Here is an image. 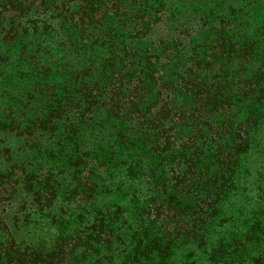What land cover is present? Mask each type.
<instances>
[{
    "label": "trees",
    "instance_id": "obj_1",
    "mask_svg": "<svg viewBox=\"0 0 264 264\" xmlns=\"http://www.w3.org/2000/svg\"><path fill=\"white\" fill-rule=\"evenodd\" d=\"M256 1L0 0V264H264Z\"/></svg>",
    "mask_w": 264,
    "mask_h": 264
},
{
    "label": "rangeland",
    "instance_id": "obj_2",
    "mask_svg": "<svg viewBox=\"0 0 264 264\" xmlns=\"http://www.w3.org/2000/svg\"><path fill=\"white\" fill-rule=\"evenodd\" d=\"M259 5H263L264 6V0H257L255 3H254V9L252 11V20L255 22V24H261V22L264 20V9L262 8H258ZM260 34L264 40V27L260 28ZM261 134H263V137L261 138V141L259 142L258 140V137L257 138H254V140L252 141V146L250 147V150L253 151L254 153V158L252 160V163H251V167H255L253 166V164H257V163H261V165L264 164V150L262 148V151H261V146H262V141L264 140V127L263 129L261 130L260 132ZM124 244H127V242ZM146 263L147 264H155V260L153 259V256L150 255L148 257V259H146Z\"/></svg>",
    "mask_w": 264,
    "mask_h": 264
}]
</instances>
